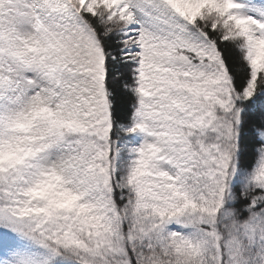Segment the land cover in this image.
I'll return each mask as SVG.
<instances>
[{
    "label": "trees",
    "instance_id": "trees-1",
    "mask_svg": "<svg viewBox=\"0 0 264 264\" xmlns=\"http://www.w3.org/2000/svg\"><path fill=\"white\" fill-rule=\"evenodd\" d=\"M41 5L32 43L0 0V243L25 264H264V9ZM46 50L63 67L24 97L11 62Z\"/></svg>",
    "mask_w": 264,
    "mask_h": 264
},
{
    "label": "rangeland",
    "instance_id": "rangeland-1",
    "mask_svg": "<svg viewBox=\"0 0 264 264\" xmlns=\"http://www.w3.org/2000/svg\"><path fill=\"white\" fill-rule=\"evenodd\" d=\"M199 1V0H198ZM240 4H248L264 9V0H238ZM12 9L14 11L15 25L18 31L32 43H41L46 37L44 21V10L40 0H12ZM133 6L137 8V13L144 6L138 8V2L134 1ZM139 11V12H138ZM145 12H149L145 7ZM62 68L63 65L58 63L56 56L47 50L43 54V64H21L11 62L12 72L10 78L17 84L24 97L32 95L40 89H48L49 81L45 76L46 70L50 65ZM64 67H68L65 66ZM55 143L48 144L44 148V154L47 156L48 162L59 165L78 164L79 160L65 157L58 150ZM22 251L18 249L14 243H0V264H25L22 257Z\"/></svg>",
    "mask_w": 264,
    "mask_h": 264
}]
</instances>
